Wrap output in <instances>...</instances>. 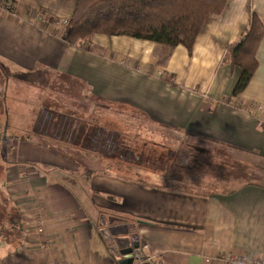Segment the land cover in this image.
<instances>
[{
  "label": "crops",
  "instance_id": "1",
  "mask_svg": "<svg viewBox=\"0 0 264 264\" xmlns=\"http://www.w3.org/2000/svg\"><path fill=\"white\" fill-rule=\"evenodd\" d=\"M74 5L15 0L14 11L0 10L1 73L47 81L52 95L38 115L53 112L52 131L35 132L33 118L26 140L8 141L0 264H116L93 221L103 209L120 210L114 218L135 224L148 264H223L226 254L264 260V0H225L190 48L105 34L69 45L55 22L69 21ZM252 13L263 25L257 67L232 96L239 71L224 57ZM122 118L146 133L118 130ZM146 124L189 140L183 167L169 143L148 139ZM130 137L137 140L120 141ZM139 140L148 149L131 147ZM89 155L120 166L117 172L132 166L137 180L92 172L93 192L85 194L91 205H84L49 172L77 173L79 162L92 166ZM234 186L240 188L228 193ZM16 218L19 228L9 224Z\"/></svg>",
  "mask_w": 264,
  "mask_h": 264
},
{
  "label": "trees",
  "instance_id": "2",
  "mask_svg": "<svg viewBox=\"0 0 264 264\" xmlns=\"http://www.w3.org/2000/svg\"><path fill=\"white\" fill-rule=\"evenodd\" d=\"M3 3L9 6V10L14 11V2L4 0ZM224 3L225 0H75L73 15L61 40L74 45L94 34H105L147 40L169 48L178 45L190 48L203 21L209 16L217 15ZM262 29L263 25L259 18L252 13L242 39L227 50V55L224 57L225 63L239 71L232 96H237L244 91L254 75L257 67L256 50L262 37ZM9 76L15 75H8V78ZM38 117H33L34 131L40 134L46 133L52 128L50 124L53 120V112L46 116L41 114ZM58 129L60 130V125L54 130L56 135L59 134ZM63 132L65 133V128ZM10 140L22 142L26 139ZM5 151L3 156H0V160H4V164L1 163L5 166L4 173L7 164ZM261 168L264 169V166ZM92 176L90 174V178ZM247 180L251 181V179ZM5 184L4 180V186ZM239 188L240 186H234L227 192L231 193ZM111 207L118 209L117 206ZM2 217L0 230L4 228L7 221L5 216L2 215ZM20 221L18 218L12 219L9 224L12 225L11 227L19 228Z\"/></svg>",
  "mask_w": 264,
  "mask_h": 264
},
{
  "label": "rangeland",
  "instance_id": "3",
  "mask_svg": "<svg viewBox=\"0 0 264 264\" xmlns=\"http://www.w3.org/2000/svg\"><path fill=\"white\" fill-rule=\"evenodd\" d=\"M11 1L15 2V0H11ZM0 10L3 9L0 8ZM68 23L69 21L65 19L62 21L57 20L55 22L56 27L61 29L60 36H64ZM1 70L2 73L0 71V156L1 155L3 156L4 151L7 149L9 139H13V138L24 139L25 137L27 138V136H29V134H27L28 131L27 129L30 126V122L32 121L31 119H33V117L35 116L38 117V111H39L38 105L40 106L42 102L44 103L45 98H47V96L52 95V91L49 88V83L47 81H44L42 78L38 79L37 77H33V78L31 77V79H28L26 77L22 78L21 76H9L8 78V75H5V73L8 74L7 73L8 70L5 71L2 67ZM63 81L64 80H58L57 83L59 84L60 82ZM67 87L73 89V86L71 85ZM114 125H118L119 127L118 130L127 132V134L131 136L135 135V132H137L138 134L141 132L146 133L142 130V128L139 129V127H137V124H134L132 122H127L126 119L124 118L121 119V123H115ZM146 125H147L146 129L150 132L148 134V139L150 141L157 142L158 144L163 146L169 143L171 145V148L174 151H176L177 157L175 160L177 161V163L181 164L186 162L182 157H183V151L186 149L187 146L186 144L187 143L189 144V140L187 138L180 136L179 133L168 134L166 131H162L163 128L161 129L158 127H153V125H149V126L148 124ZM161 131L164 134V138L159 137L161 135ZM151 133L153 134V136L151 135ZM134 140L137 139L130 137V138H122V140L120 141L131 142ZM139 141L140 143L138 144L137 143L131 144V147L137 150V146L139 147L144 146L148 149L147 144L149 143L147 141L145 140H139ZM183 143L184 146L180 151V148L182 147ZM89 156H90L89 159L93 158L92 166H89L91 164L90 160L88 161V163L87 160L79 162L80 166H77L78 168L77 173L72 171L71 174L68 172H67L68 174H65L63 172H58V171L56 173L55 171L53 175V171L51 172L49 168L44 167V169L50 170L49 174H51V179H55L57 181H60L61 183L63 182L66 185H68L72 191L75 190V192L78 195H80V198L83 199L84 205L86 203L91 205L89 202H87L85 198V194L91 195V193L93 192L91 189V185L89 184V180H90L89 177L90 174H92V172H96V175L111 174L130 181L137 180V171H133L134 169L132 166H128L131 168V170H127V171L119 170V172H117L116 169L120 168V166L118 165L106 166L105 161H102L104 163L103 165V163L101 162L94 161L93 155H89ZM151 157L152 159L156 160L155 154H153ZM164 157L166 158L165 154L161 155L162 162L165 163L166 160H164ZM156 162H159V157ZM1 163L4 164V160L2 161L0 160V212H8L6 211L8 210V207L4 205L6 203H3L6 192V189L4 187V180L6 181L7 176L6 173H4L5 166L1 165ZM153 165L160 166L159 163L156 164L154 163ZM6 166L8 165L6 164ZM183 166L184 165L181 164V166L179 167H183ZM149 168L152 169L151 166ZM84 170L90 172H88L87 174ZM69 174L71 175V178ZM177 175L181 176L182 175L181 171H177ZM166 177H163V175H161V180L166 181L167 180ZM72 179H76L79 184L73 182ZM71 183L73 185H71ZM103 211H104L103 213L100 212L101 214L97 212L96 213L94 212L92 214V216L94 217L93 221L96 225L97 230L100 229L108 230L109 228L115 227L116 226L115 224L109 225V217H117L116 214L118 213L113 211L120 212V210L103 209ZM87 214H88L87 216H89V212H87ZM2 219L3 217L0 216V220ZM133 226H135V224H133ZM109 235L110 234H108V236ZM106 241L109 242V246H110V242L112 240L109 237H106Z\"/></svg>",
  "mask_w": 264,
  "mask_h": 264
},
{
  "label": "water",
  "instance_id": "4",
  "mask_svg": "<svg viewBox=\"0 0 264 264\" xmlns=\"http://www.w3.org/2000/svg\"><path fill=\"white\" fill-rule=\"evenodd\" d=\"M114 221L116 223H119V224L116 225L115 227L109 228L108 230L102 229L100 231V234H102L105 239H106V237H109L112 240V242L114 243V245L112 247H110V251L113 253V251L118 248V244L121 241H125V242L129 243L131 240L134 244L133 246L137 247V255H135V259L131 260L127 264H133L135 261L137 262L136 264H138V262H141L140 264H148V263H146V261H144L145 259L141 256L140 242H139L137 234H134L133 231L132 232L129 231V230H132L134 228V226L133 225H127L126 222L123 221L122 219L109 217V225L114 224L113 223ZM123 223H125V224H123ZM108 234H110V235L108 236ZM129 235H131L130 239H128ZM142 261H144V263Z\"/></svg>",
  "mask_w": 264,
  "mask_h": 264
},
{
  "label": "flooded vegetation",
  "instance_id": "5",
  "mask_svg": "<svg viewBox=\"0 0 264 264\" xmlns=\"http://www.w3.org/2000/svg\"><path fill=\"white\" fill-rule=\"evenodd\" d=\"M113 223L115 225L119 224V223H116L115 221ZM129 231L132 232V230H129ZM130 237H131V235H129V238ZM113 245H114V243L111 241L110 247H112ZM133 245L134 244L131 240L129 243H127L125 241H121L118 244V248L115 251H113V253H112V256L115 257V259L114 258L113 259L115 260L116 264H127L131 260L135 259V255H137V247H135ZM140 251H141V244H140ZM141 256H142V253H141ZM136 263L137 262L135 261L133 264H136Z\"/></svg>",
  "mask_w": 264,
  "mask_h": 264
},
{
  "label": "built area",
  "instance_id": "6",
  "mask_svg": "<svg viewBox=\"0 0 264 264\" xmlns=\"http://www.w3.org/2000/svg\"><path fill=\"white\" fill-rule=\"evenodd\" d=\"M4 0H0V8L3 9V11H9V6L4 5ZM69 26V23L67 24V28ZM67 28L65 30V33L67 31ZM221 261L223 264H264V260H247L245 258H238L236 256L226 254L222 256ZM10 264V263H5Z\"/></svg>",
  "mask_w": 264,
  "mask_h": 264
}]
</instances>
